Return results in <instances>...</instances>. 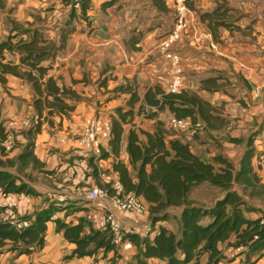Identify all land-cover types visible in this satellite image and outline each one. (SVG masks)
<instances>
[{
    "label": "crops",
    "instance_id": "obj_1",
    "mask_svg": "<svg viewBox=\"0 0 264 264\" xmlns=\"http://www.w3.org/2000/svg\"><path fill=\"white\" fill-rule=\"evenodd\" d=\"M191 2L195 10L203 13H210L224 3L241 16L235 26L243 30L250 27L246 35L230 34L220 29L218 41H214L211 32L200 22L198 13L188 10L187 29L175 45L181 57L179 93L192 92L209 102L226 125L211 130L202 124L198 128L190 125L172 129L170 120L174 117L167 111L157 113L152 119L137 116L123 127L118 158L109 155L102 160L107 172L116 180L118 175L112 166L121 162L130 172L133 183L137 182L127 154L126 138L131 129L154 134L160 128L166 144L172 140L188 144L190 151L206 163L221 156L237 166L247 151V143L251 142V165L264 185V167L257 168L255 163V156L264 150V0ZM165 4L168 12L162 14L149 0H88L89 8L81 19L80 12L72 18L71 10L61 0H0V43L9 36L16 37L14 42H27L33 32H38L45 40L58 45L61 33L73 29L65 49L52 62H45L42 66L49 67L46 79H53L59 88L70 90L81 99L69 115L42 119L40 133L33 140L34 155L43 164L40 171L29 168L18 172L16 167L7 166V162L12 161L26 145L22 136L12 152L0 155V171L17 177V184L24 183L34 191L32 195L14 194L19 218L35 219L37 213L50 208L53 221L76 226L81 220L86 223L85 233L89 232V227L98 230L99 223L107 214L114 217L121 231L138 234L141 238L152 240L159 228L179 233L182 209L168 211L172 225L168 217L153 224L148 210L143 215L124 213L110 202H105L104 210L97 208L86 195L91 189L106 185L95 171L91 158L76 155L77 140L88 119L100 116L111 122L117 109H128L129 96H114L113 93L125 84V80L136 82L140 99L149 88L167 92L173 74L170 63L162 57L160 44L171 28L174 16L172 0H165ZM131 37L140 40L130 45ZM131 47L139 50L133 51ZM4 58L5 62L19 63L16 54L5 53ZM105 69L107 72L102 78H107L106 86L99 87L101 73ZM215 77L220 78L218 91L201 90V81ZM33 99L28 83L6 76L5 83H0V122L3 127L10 121L36 116ZM45 114L44 110L42 115ZM103 149L109 153L108 144ZM44 172H49V175ZM216 191L208 184H201L191 190L188 198L192 205L209 209L224 195ZM244 216L254 220L261 214L244 213ZM2 221L4 217L0 212ZM208 222L209 219H205L203 224ZM7 249L0 248V264H109L114 256V253H109L103 258L102 251H98L93 257L71 258L75 245L65 241L52 221L46 223L41 249L21 256L7 252ZM219 250L226 260L218 264H264V255L247 261L245 254L238 255L241 251L231 252L232 249L225 245H219ZM136 254L135 248L131 252L117 254L115 264H136ZM206 262L207 256H203L200 264ZM146 263L165 264L155 259L146 260Z\"/></svg>",
    "mask_w": 264,
    "mask_h": 264
},
{
    "label": "trees",
    "instance_id": "obj_2",
    "mask_svg": "<svg viewBox=\"0 0 264 264\" xmlns=\"http://www.w3.org/2000/svg\"><path fill=\"white\" fill-rule=\"evenodd\" d=\"M61 1L67 5L66 0ZM149 1L158 12H168L165 0ZM185 4L188 10L198 13L200 22L211 32L214 41H218L220 29H225L230 34L237 32L246 35V32H250V27L243 30L235 26L241 16L224 3L217 5L210 13L195 10L191 0H185ZM88 8V0H83L81 19H84ZM71 12L74 18L76 12ZM72 31L73 29H69L61 33L58 45L45 40L38 32H33L27 42H14L16 37L9 36L0 43V83L4 84L8 75L28 83L34 95L33 108L41 120L36 126L22 133L26 145L12 161L7 162L8 167H16L18 172L29 168L40 171L43 168V164L33 152V140L40 133L42 119L53 115L67 116L74 111L75 105L81 102L74 92L59 88L51 78L46 79L49 67L42 66L45 62H52L58 53L65 49ZM139 40L131 37L129 44H137ZM131 49L139 50L134 47ZM5 53L18 55L19 63L14 65L5 62ZM106 72L105 69L101 73L99 87L106 86L107 78H102ZM219 79L215 77L201 81V90L218 91ZM137 89L135 81L125 80L124 85L113 91L114 96H129L126 103L128 109H117L115 116L111 118L109 153L103 152L101 159H106L109 155L118 158L123 142V127L137 116L152 119L157 113L167 111L176 120H189L192 126L202 124L207 130L219 129L226 125L225 120L216 113V108L195 93L167 94L160 88H149L140 99ZM138 103L140 105L135 110ZM44 110L45 116L42 115ZM153 110L155 112H152ZM7 135L8 132L0 122L1 156L5 155L3 143ZM126 142L129 165L136 173L137 182L133 183L130 172L121 162H115L112 166L124 193H132L145 201L149 219L153 224L164 221L169 210L182 209L178 234L159 228L152 240L141 238L134 233L126 235L137 250L136 264H147L146 260L149 259L165 264H200L203 256H207L206 264H218L226 260L224 253L219 250V245H225L227 249L232 250L241 248L238 255L245 254L247 261L251 257L264 255V214L249 205L250 201L256 200L264 203V185L251 165V142L247 143V151L237 166L221 156L214 157L211 163H206L190 151L188 144L179 140L166 144L160 128H157L154 134L131 129ZM44 173L49 175V172ZM17 181V177L0 171L2 193L34 194L28 185L17 184ZM201 184H208L221 194L224 193L209 209L188 202L191 190ZM104 188L112 193L109 186ZM244 213H257L261 214V217L250 220L245 218ZM205 219H209L207 224H203ZM51 221L56 225L57 232H62L65 241L75 245L71 258L93 257L98 251H102L103 258L109 253H114L109 264H115L118 256L111 244L112 236L107 228L94 230L89 227V232L85 233L86 223L81 220L76 226L59 220L53 221L50 208L37 213L33 224L22 231H17L6 221L0 222V248L8 247L6 251L16 256L29 255L41 249L46 223Z\"/></svg>",
    "mask_w": 264,
    "mask_h": 264
},
{
    "label": "built area",
    "instance_id": "obj_3",
    "mask_svg": "<svg viewBox=\"0 0 264 264\" xmlns=\"http://www.w3.org/2000/svg\"><path fill=\"white\" fill-rule=\"evenodd\" d=\"M83 0H66L67 7L75 12H80ZM173 3V23L169 31L163 36L160 51L164 60L170 63L172 68V81L167 88V94H178L181 89V70L179 64L181 57L175 50L185 30L187 29L188 9L185 0H172ZM41 120L37 116L22 121H10L4 128L8 132L7 138L3 143L5 154L12 152L22 133L33 126H36ZM191 125L188 120H170L172 129H183ZM196 128L200 124L195 125ZM111 138V122L100 116L88 119L85 122L83 131L78 138V147L76 155L78 157H90L94 164L95 171L102 179L105 185L109 186L112 193L107 189L95 187L91 189L86 198L93 201L97 208L105 209V202H110L119 211L131 213L134 215H143L147 212L148 206L132 193H124L122 185L118 180L113 178L105 167L101 159L103 146H105ZM257 168L264 167V150L255 156ZM17 200L14 195L2 193L0 191V212L3 214L4 221L8 222L17 231L27 229L35 219L19 218L17 215ZM107 228L112 236L111 244L114 246L118 255L131 252L134 250L133 244L126 238V233L121 231L117 221L111 214H107L99 223V229ZM242 249L231 250V252H240Z\"/></svg>",
    "mask_w": 264,
    "mask_h": 264
},
{
    "label": "water",
    "instance_id": "obj_4",
    "mask_svg": "<svg viewBox=\"0 0 264 264\" xmlns=\"http://www.w3.org/2000/svg\"><path fill=\"white\" fill-rule=\"evenodd\" d=\"M251 207H253L256 211H260L264 214V203L262 201H254L249 203Z\"/></svg>",
    "mask_w": 264,
    "mask_h": 264
},
{
    "label": "rangeland",
    "instance_id": "obj_5",
    "mask_svg": "<svg viewBox=\"0 0 264 264\" xmlns=\"http://www.w3.org/2000/svg\"><path fill=\"white\" fill-rule=\"evenodd\" d=\"M108 144V143H107ZM203 190H205V189H203ZM216 192H219V191H216ZM216 197H217V194H216ZM211 201H212V199L210 200V202L209 203H211ZM188 202H190L191 203V200L188 198ZM171 216H169L168 215V219L167 220H169L170 222L172 221V219L170 218ZM170 224H172V225H174V223L173 222H171Z\"/></svg>",
    "mask_w": 264,
    "mask_h": 264
}]
</instances>
